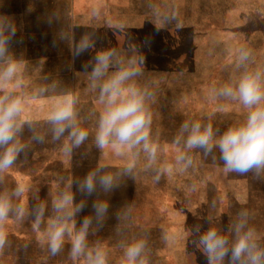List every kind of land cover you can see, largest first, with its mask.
<instances>
[{"label": "rangeland", "instance_id": "obj_1", "mask_svg": "<svg viewBox=\"0 0 264 264\" xmlns=\"http://www.w3.org/2000/svg\"><path fill=\"white\" fill-rule=\"evenodd\" d=\"M24 4L58 5V11L49 8L43 12V18L48 14L47 22L45 18L40 22L32 16L25 33L23 23L9 24L4 18L20 12ZM72 6L74 12L69 11ZM71 15L81 26L88 21L102 26L105 15H111L115 21H124L127 27L113 30L111 36L117 34V43L110 42V33L102 27L72 28L76 42L69 43ZM48 32L68 37L63 39L62 45L54 44L52 37L43 36ZM85 38L91 47L77 53ZM0 39L6 40L7 47L4 57H0V67L9 58L21 62L13 80L0 83V97L22 98L23 86L37 78L22 74L24 56L30 51V45L24 40L47 41L50 50L61 46L63 52L77 54L80 80L91 79L96 65L93 60L91 70L88 69L91 54L114 51L112 61L117 63L115 57L120 51L134 52L139 60L131 64L133 60L128 54L127 64L138 68L137 78L132 81L145 93L152 116L150 139L158 147L154 161L149 159L142 145L133 149H112L116 158L127 155L134 162L122 169L121 176L109 190L98 182L91 195L79 188L51 186L54 180L71 176H77L81 182L94 172L88 165L100 151L95 143L99 125L96 113L100 115L105 105L99 101L94 107H81L76 124L88 131L89 138L76 148V156L79 155L76 172L63 173L52 164H48L47 171H39V166L23 163V158V162L20 161L18 154L13 167L0 173V193L9 195L14 202L19 203L20 198L12 195L13 190L17 185L24 187L23 203L29 211L22 219L30 220L32 227L38 208L44 205V218L37 230L45 233L48 220L55 216L53 198L68 190L74 196L75 205L84 204L73 217L75 227L77 224L80 227L85 218H92L88 245L94 249L93 245L98 244L103 249L106 264H126V248L136 241L144 242L138 264L140 259L145 264H209L199 244L200 237L216 228L231 245L236 238L235 226L241 219L247 221L245 230H255L258 249L264 250V174L261 177L253 172L225 174L218 148L206 154L204 149H185L183 141L179 145L175 143L185 122H200L205 127L211 124L219 137L246 119L247 111L239 102L219 95V90L226 84H234L245 72L264 74V0H147L144 3L140 0H0ZM241 50L249 53L242 64L239 62ZM95 94L83 91L79 99L89 102ZM21 120L20 117L17 140L23 145V135L39 130L26 126ZM53 128V124H48L42 130H47L50 136ZM184 137L186 139L187 133ZM180 152L187 153L191 165L185 167L186 162L177 163ZM169 165L171 171L167 170ZM96 173L97 179L102 176ZM113 195L116 198H112ZM118 200L127 205L125 211H114L118 210L113 206ZM251 201L258 209L256 206L252 209ZM98 202L109 205L101 219L96 217L94 208ZM244 211L246 217L241 216ZM19 220L10 213L8 221L0 225V232L7 238L5 246L0 248V264H86L84 256L72 258L71 240L67 236L56 255H52L44 243L43 233L41 236L38 233L34 241H21L19 237L35 238L28 233L18 238L13 236L27 224ZM97 221L94 228L93 223ZM224 264H232L231 252Z\"/></svg>", "mask_w": 264, "mask_h": 264}, {"label": "clouds", "instance_id": "obj_2", "mask_svg": "<svg viewBox=\"0 0 264 264\" xmlns=\"http://www.w3.org/2000/svg\"><path fill=\"white\" fill-rule=\"evenodd\" d=\"M13 33L15 29H12ZM91 47L85 38L77 48V53ZM7 52L6 40L0 39V57ZM114 51H105L97 55L96 65L91 73L92 87H99V99L105 105L99 119L96 131V146L105 150L128 148L133 149L142 145L143 151L148 154L150 160H155L158 147L150 139V126L152 116L146 104L145 93L136 87L131 81L138 74L136 67H121L110 78L102 79L108 72ZM249 53L241 50L239 62L242 64L248 59ZM135 65L136 61H131ZM21 62L9 58L3 67H0V83L10 82L20 70ZM219 95L231 97L247 111L246 119L236 126L230 127L223 135L217 137L211 124L206 127L200 122L189 124L185 122L180 135L175 143L184 142V148L204 149L205 153L218 148L220 159L223 161L225 174L236 173L244 175L253 172L261 177L264 174V74L260 71L245 72L234 84H226L219 90ZM24 111V100L20 97H0V173L11 169L16 163L18 154L23 151V145L17 140V133L21 129L20 117ZM53 124L54 138L69 132L70 144H65L64 152L71 155L73 148L81 146L88 138L86 129L78 127L75 120V98L68 97L53 106L48 115ZM70 130V131H69ZM187 133L185 139L184 134ZM42 140V137H37ZM177 163L186 162L185 167L192 164V160L186 152H180L176 157ZM168 171L172 170L169 165ZM159 179V176H157ZM97 182L105 190L113 187L114 177L111 174L99 176L90 172L80 183L81 192L91 195L96 191ZM71 185H69L70 187ZM25 189L17 185L12 195L20 198L16 203L9 195L0 193V225H4L10 213H14L16 219H22L28 214V208L23 203ZM55 216L47 222V228L43 235L52 255L58 254L64 246L66 236L71 240V256L75 260L78 257H86V264H106V253L100 246L90 249L88 245V233L92 225V218H85L76 229L73 217L81 211L84 204H74V196L71 191L65 190L52 200ZM108 203L98 202L94 205L96 217L103 218L108 210ZM45 206L41 205L37 212L33 227L39 229L44 218ZM242 217L247 212L241 213ZM246 219H241L235 226L236 238L229 244L227 237L221 235L216 228H211L201 237L199 244L207 254L209 264H224L225 257L231 252L232 264H264V250L258 249L256 233L253 228L246 229ZM7 243L4 233L0 232V248ZM144 249L143 241L129 244L125 251L126 264H138V258ZM139 264H145L143 259Z\"/></svg>", "mask_w": 264, "mask_h": 264}, {"label": "crops", "instance_id": "obj_3", "mask_svg": "<svg viewBox=\"0 0 264 264\" xmlns=\"http://www.w3.org/2000/svg\"><path fill=\"white\" fill-rule=\"evenodd\" d=\"M142 3L147 2V0H140ZM144 1V2H143ZM58 5H46V4H24L21 5V10L18 13H12L7 16H5V20L10 24L14 23L15 21L21 22L24 25V32L27 33V23L31 21L32 16L39 19L38 21L42 22L47 15H43V12H47L49 8H54L55 11L57 10ZM61 8V6H59ZM73 9L69 10L71 12H74V6H72ZM58 11V10H57ZM111 11V10H110ZM73 16L71 15V29L74 28L76 30L81 28H96V27H102V29L107 30L110 33L109 40L110 42L117 43V34L119 33L118 30L113 35L112 32L114 29H121L124 27H127V24L124 21H115L114 18L110 15H105V20L102 26H97L95 24H91V22H87L86 24H82V26L77 22V20H73ZM43 18V19H42ZM47 22V20H46ZM53 22V21H50ZM78 28V29H77ZM9 33H12L8 31ZM69 34H72V37L69 35V43H74V37L73 33L74 30H69ZM114 33V32H113ZM121 33V31H120ZM14 34V33H13ZM60 34V35H59ZM44 33L43 36L46 37H52L54 39V44L59 43L60 45L63 39L65 37H68V35L64 36V34L59 33ZM119 39L121 40L122 35H118ZM71 37V38H70ZM126 39V34L125 37ZM68 39V38H66ZM76 42V41H75ZM126 42V41H125ZM25 44H29L30 52L27 55L24 56V71L22 74L24 75H34L37 76V78L31 79L29 82H27L23 86V97L24 100V111L23 115L21 116V121L25 123L26 126H30L31 128H34L35 131L38 128L39 131L33 132L31 134H25L23 135V151L19 153V159L23 158V163H28L30 165L39 166V171H47L48 164H52L57 169L63 173H74L78 170V161H79V155L76 156V148H73V151L71 155H68L64 152V146L65 144H70L71 141L69 140V132L67 131L66 134H63L60 139L54 138V132L49 136L47 133V130H42L45 125L52 124L49 119L48 115L51 112L54 105L57 103L63 101L64 99L68 97L75 98V120L79 116L78 113L80 112L81 107H85L86 105H89L90 107H94L97 102L100 101L99 99V93L100 89L99 87L93 88L92 87V80L87 78L84 80H80L79 76V69L77 68L76 61H77V54L73 52H63L61 46H53L55 50H50L47 46V41H36V42H28L24 40ZM47 43V44H46ZM32 44L38 45L37 47L32 46ZM59 48V50H57ZM126 49V48H125ZM100 53H93L91 54V57H89V63H88V69L92 68V61L96 60L97 55ZM122 54H124V58L122 57ZM130 54L131 60H139L134 52H128L127 50H124L123 52L120 51V53L117 54L115 58L118 59V62L115 63L112 61V64L106 73V75L102 78L104 80L110 78V76L118 71L121 67H129L127 64V55ZM114 58V57H113ZM124 59V62L120 59ZM79 59V58H78ZM113 60V59H112ZM120 60V61H119ZM85 69V70H88ZM34 70L35 72H32ZM91 70V69H90ZM134 79L137 78V75L132 77ZM89 79V80H88ZM127 83H133L132 79L131 81ZM136 86V82H135ZM83 91H93L95 96H92V98L89 100V102H82L79 99V95ZM88 103V104H87ZM100 119V115L96 113ZM77 123V120H76ZM98 126V125H97ZM95 130V129H93ZM70 131V130H69ZM27 133V132H25ZM53 135V136H52ZM37 137H42L43 139H37ZM89 138V137H88ZM87 138V139H88ZM113 148L109 147L105 150L100 149L98 153L95 154L94 161L90 163L88 166H91L90 170L98 172L100 175L105 174H111L114 177V182H116L117 177L121 176L122 169H125L126 167H129L132 165L133 159L128 158V156L122 157H115V155L112 154L111 150ZM23 156V157H21ZM106 157V158H105ZM19 161V162H20ZM26 161V162H25ZM65 180V181H64ZM64 180H54L52 182L51 186L53 187H67L69 188H79V179L77 176H71L68 179ZM122 183H119L118 185L121 186ZM49 186V184H48ZM127 187V186H126ZM112 198H116L114 195ZM117 205H113L114 211H120L122 212L126 210L127 205L122 202V200H118ZM112 209V208H111ZM113 210V209H112ZM73 219V218H72ZM26 226H22L19 230L16 231V234L14 233L13 236L19 237V236H25L26 233L33 235L35 238H24L19 237L21 241H34L36 239V235L39 233L40 236L44 232L42 230H37L32 227L30 224V220H24L21 219L18 222H24ZM96 221V220H93ZM30 225H29V224ZM22 224V223H21ZM98 224V221L93 223L94 228H96V225ZM128 227V226H127ZM76 229H79V225L77 224ZM28 230V231H27ZM99 246L98 244H94L93 247Z\"/></svg>", "mask_w": 264, "mask_h": 264}, {"label": "trees", "instance_id": "obj_4", "mask_svg": "<svg viewBox=\"0 0 264 264\" xmlns=\"http://www.w3.org/2000/svg\"><path fill=\"white\" fill-rule=\"evenodd\" d=\"M218 162H219V161H218ZM254 206H256V205L253 204L252 201H251V207H252V209H254ZM256 209H258L257 206H256ZM206 221H207V219H206ZM206 226H208V225L206 224ZM23 243H24V242H23ZM46 264H51V263H46Z\"/></svg>", "mask_w": 264, "mask_h": 264}]
</instances>
